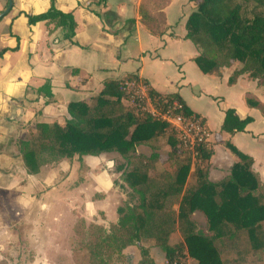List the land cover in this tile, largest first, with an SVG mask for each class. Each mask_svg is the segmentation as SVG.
<instances>
[{"label": "trees", "instance_id": "1", "mask_svg": "<svg viewBox=\"0 0 264 264\" xmlns=\"http://www.w3.org/2000/svg\"><path fill=\"white\" fill-rule=\"evenodd\" d=\"M191 1L196 10L187 20L186 39L198 50L193 61L201 73L221 78L225 69L238 62L229 84L247 76L264 88V0ZM170 2L143 0L140 5L142 23L156 37L167 35L163 11ZM250 4L255 6L252 17L248 15ZM28 20L30 25L45 22L61 28L66 32L64 38L77 44L73 14L62 13L54 4L44 14L28 15ZM129 82L146 88L161 115L126 105L129 97L124 88ZM39 93L48 98L47 104L54 102L49 84ZM245 100L264 116V102L253 94H247ZM67 112L69 118L63 126L38 123L32 139L20 142L29 173L38 175L45 166L62 160L78 158L82 162L86 157L118 153L125 159L126 165L120 169L132 191L131 199L136 201L118 205V220L108 229L78 220L74 226L77 250L87 256L88 264H186L188 257L198 264H248L249 257L263 256L264 182L253 170L254 159L225 142L238 160L226 178L211 182L214 145L200 144L193 160L182 146L177 128L165 119L196 118L206 125L178 93L162 95L145 79L129 75L106 81L98 96L70 103ZM251 122L252 118L240 119L234 110H228L222 131L244 132ZM141 146L149 147L152 155H137ZM165 146L168 151L163 158ZM196 212L205 216L208 234L193 220ZM179 233L183 238L176 241ZM148 243L151 246L145 245ZM132 249L136 252L129 251ZM154 249L164 255V262L156 261ZM233 254L239 260H224Z\"/></svg>", "mask_w": 264, "mask_h": 264}, {"label": "crops", "instance_id": "2", "mask_svg": "<svg viewBox=\"0 0 264 264\" xmlns=\"http://www.w3.org/2000/svg\"><path fill=\"white\" fill-rule=\"evenodd\" d=\"M12 1L11 12L0 21V136L7 138V143L22 139L31 128L33 135L38 123L63 126L69 118L70 103L90 101L101 93L106 81L137 75L162 95L178 93L205 120L215 151L211 182L226 178L238 160L225 147L227 141L254 159L253 170L264 182V116L249 108L245 100L247 94H253L264 102V88L247 76L229 84L240 66L238 62L225 69L221 78L201 73L193 61L198 50L186 39V23L196 8L191 0H171L164 9L169 27L164 38L154 36L142 23L139 10L143 0ZM53 4L62 13L73 14L77 44H70L64 38L66 32L54 25L29 24L28 15L44 14ZM7 6L8 0H0V14ZM75 69L80 72L74 73ZM45 84L52 90L51 104H47L45 94L39 93ZM202 98L217 99L221 108L199 110ZM228 110L253 122L244 132H223ZM1 153L0 161H11Z\"/></svg>", "mask_w": 264, "mask_h": 264}, {"label": "rangeland", "instance_id": "3", "mask_svg": "<svg viewBox=\"0 0 264 264\" xmlns=\"http://www.w3.org/2000/svg\"><path fill=\"white\" fill-rule=\"evenodd\" d=\"M254 8L253 4L248 6L247 14L251 17ZM140 85L127 90L126 105L137 111L141 109L161 115ZM218 108L221 105L217 99L202 98L200 101L199 110L213 112ZM180 128L182 131L177 129L179 138L184 134L183 127ZM29 132L13 144L0 136L3 148L0 152L11 158V161H0V264H88L87 256L77 250L74 226L84 218L89 224L108 228L117 220L118 205L123 201L136 203L131 199L132 191L120 169L126 165L125 159L118 153H109L87 157L82 162L64 160L49 164L38 175H32L19 146L23 139H32V132ZM181 144L195 160L196 153L185 147L182 141ZM167 151L166 146L161 150L163 158ZM15 153L16 158L13 157ZM136 153L142 158L150 157L152 150L141 146ZM193 220L208 234L207 221L202 213ZM182 238L179 233L175 240ZM145 245L151 246V243ZM130 252L136 251L132 249ZM152 254L158 263L163 262L164 255L158 249ZM224 260L239 258L233 254ZM186 264L198 262L188 257ZM248 264H264V254L249 257Z\"/></svg>", "mask_w": 264, "mask_h": 264}, {"label": "built area", "instance_id": "4", "mask_svg": "<svg viewBox=\"0 0 264 264\" xmlns=\"http://www.w3.org/2000/svg\"><path fill=\"white\" fill-rule=\"evenodd\" d=\"M136 86H139V84L136 82H129L126 83L124 90L127 92V90H130L132 87L135 88ZM140 86L144 89V92H146V88L143 85ZM174 107H177L176 103L174 104ZM151 114L156 116L155 113ZM165 119L180 131H182L180 126L183 127L184 134L182 133L183 135L180 139L185 147L192 149L195 153L200 144L209 142L211 137L210 132L206 125L199 119L191 118L183 120L179 117L172 118L171 116L165 117ZM188 130L189 132H187Z\"/></svg>", "mask_w": 264, "mask_h": 264}, {"label": "water", "instance_id": "5", "mask_svg": "<svg viewBox=\"0 0 264 264\" xmlns=\"http://www.w3.org/2000/svg\"><path fill=\"white\" fill-rule=\"evenodd\" d=\"M12 8H13V1L12 0H8L7 8L5 9V11H3L0 14V21L11 12Z\"/></svg>", "mask_w": 264, "mask_h": 264}]
</instances>
